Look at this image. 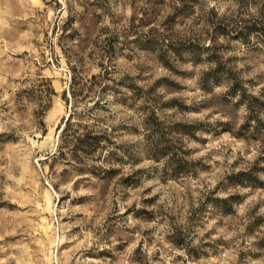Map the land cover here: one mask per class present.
<instances>
[{"label":"rangeland","instance_id":"rangeland-1","mask_svg":"<svg viewBox=\"0 0 264 264\" xmlns=\"http://www.w3.org/2000/svg\"><path fill=\"white\" fill-rule=\"evenodd\" d=\"M182 4L189 13L167 29V16ZM69 15L77 35L69 26L62 29ZM148 16H155L153 22L141 25ZM222 18L230 27L264 21V0H0V264H264V225L252 224L264 214V190L217 189L213 196L237 197L229 215L202 203L256 154L255 145L226 129L237 130L243 106L225 100L224 84L200 87L201 72L215 65L206 60L210 46L218 47V60L251 80L248 92L264 86L263 36L254 32L243 41L232 31L212 43L209 21ZM152 27L164 44L203 45L201 60L193 63L184 51L172 70L165 68L143 48ZM95 43L114 44L112 60L104 63L114 68L116 82L128 75L148 89L160 79L154 104L163 106L157 115L165 124H206L209 131L184 139L187 158L198 161L196 175L162 182L161 165L143 150L140 113L112 92L101 96L96 86L86 99L66 93L65 102L77 54H84L78 66L83 78L99 72ZM111 83L102 80L99 88ZM173 99L177 105H167ZM69 114L78 132L84 125L108 132L114 126L112 138L131 145L137 160L131 164L123 155V163L112 164L116 174L96 175L101 160L73 155V145L59 139ZM119 125L137 126L139 133ZM136 169L143 170L138 184L125 186L122 179ZM177 236L182 246L173 243Z\"/></svg>","mask_w":264,"mask_h":264},{"label":"trees","instance_id":"trees-1","mask_svg":"<svg viewBox=\"0 0 264 264\" xmlns=\"http://www.w3.org/2000/svg\"><path fill=\"white\" fill-rule=\"evenodd\" d=\"M191 7L187 4L173 7V12L167 16L164 24L167 23V29H172L175 19L177 17L187 16ZM153 12H157L153 9ZM156 14V13H155ZM153 14V15H155ZM153 17L148 16L141 22V25H149L153 22ZM74 20L73 16H68L65 23L62 25V29L65 27H71V23ZM135 20L134 15L131 17V22ZM141 20V19H140ZM211 30L207 32L208 37L214 43L216 37L219 35H226L228 32H237V37L246 41L251 33L257 32L264 38V21L260 22H244L239 26L230 27L229 20L211 19ZM72 28V27H71ZM73 29V28H72ZM151 38H149L143 48L153 53L156 59L167 69H173V60L178 57L180 59L184 51L190 53V57L193 63H198L200 58V50L203 45L189 44L185 46H175L172 44H164V39L159 38V34H154L155 28H150ZM76 35L78 34L75 29L72 30ZM70 38L74 37L73 33L69 35ZM95 48H98L96 43ZM114 44L109 43L101 46L99 49L100 61L98 62L99 72L92 74L89 79L82 77V71L78 69V66L84 65V54H77L78 66L71 65V76L68 89L63 91L62 97L66 103L68 98L66 93H69L70 97L75 99L78 96H82V99H86L90 93L95 92V87L98 86L97 93L103 94L112 92L115 94L126 107L133 108L141 115V129L143 150L146 156L151 159L156 165H161L159 178L162 182L167 180H178L182 177L196 175L198 167V161L189 160L188 151L184 149L185 138H196V133L199 130L209 131L206 124L202 121L199 122H174L172 124H165L163 120L157 115V110H160L163 106H155L156 98L159 97L155 94V89L159 85L160 79L156 80L154 85L144 89L142 86L135 84L134 78L124 75L120 79L114 80L112 73L115 72L114 68H110V61L114 56ZM66 51V50H64ZM218 47L212 45L209 48V55L206 60L215 63L213 67H209L207 70L201 72L199 77V84L202 90L208 91L214 85H225L224 98L225 100H234V106H243L244 116L242 122L239 124L237 130L233 131L232 128H226L230 133L239 139H242L246 144H253L256 147V154L250 164L237 171L225 175L223 181L218 182L208 196L202 201L203 207L208 203H212L214 207L219 209L221 215H229L234 212V204L237 202V197L233 194H229L226 197L219 198L213 196L217 189L227 187H248L250 189L261 188L264 190V180L259 179L260 174H264V86L260 87L257 93L253 94L248 92L246 83L251 85V80H244L240 78L239 74L233 67L226 66L223 62L218 60L217 54ZM93 52V51H92ZM66 53V52H65ZM68 56V54H67ZM89 58H93V54L87 55ZM104 59L108 60V63H104ZM70 63V62H68ZM102 80H110L111 84H104L100 87ZM124 89V90H123ZM52 92V90H50ZM85 92V94H84ZM164 105V104H163ZM167 105H177L176 100L170 101ZM71 115L66 118L64 125L62 126L59 134V139L63 142V145H73L69 151L73 155H81V158H94V160H101L100 165L97 167L98 172L103 174L101 178H110L113 174H116L119 169L112 167L114 162L123 163V157L127 156L132 160L133 164L137 160L136 150L131 149V145L128 147L117 143L113 139L112 135L117 130L114 126L110 128L108 132L107 128L95 130L94 126L88 127L84 125L85 131L78 132L71 129ZM64 118L61 120V122ZM61 124V123H60ZM60 124L57 126L59 129ZM118 129H124L125 131H133L139 133L137 126L127 127L125 125H119ZM61 145L58 148L61 149ZM122 150V151H121ZM62 153V151H61ZM124 155V156H123ZM133 157V158H131ZM80 161V160H79ZM103 164H107L105 167ZM157 169V168H156ZM143 172L142 169H136L125 178H123V184L125 186L135 187L138 184L139 177L137 175ZM254 209H252L253 213ZM252 224L254 226L264 225V214L258 215L253 219ZM173 243L177 246H182V238L177 236L173 239Z\"/></svg>","mask_w":264,"mask_h":264},{"label":"water","instance_id":"water-1","mask_svg":"<svg viewBox=\"0 0 264 264\" xmlns=\"http://www.w3.org/2000/svg\"><path fill=\"white\" fill-rule=\"evenodd\" d=\"M66 120V118L64 119V121Z\"/></svg>","mask_w":264,"mask_h":264}]
</instances>
